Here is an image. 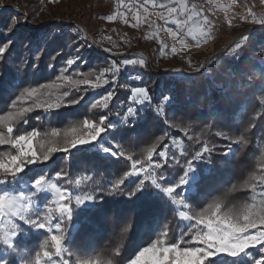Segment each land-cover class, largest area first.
Instances as JSON below:
<instances>
[{
  "label": "snow or ice",
  "instance_id": "1",
  "mask_svg": "<svg viewBox=\"0 0 264 264\" xmlns=\"http://www.w3.org/2000/svg\"><path fill=\"white\" fill-rule=\"evenodd\" d=\"M58 2L59 0H47L49 4ZM44 3L45 0H41V4ZM120 3L122 4L123 0H120ZM232 3H236V0H232ZM119 7L118 4L115 13L102 19L112 22L120 16L124 23H128L125 13L121 12ZM150 8L159 9V16L164 19L165 25L174 24L180 31L172 27L156 26L153 22L147 21V17L151 14ZM227 11L228 9H225L226 13ZM128 12L132 13V19L136 21L130 25L131 27L137 28L141 20H144L148 22L149 27L156 28V31L145 39L160 41L158 33L164 31L174 42L178 41L181 50L189 49L190 46L186 43L188 37H191V41L196 46H201L206 44L212 36L213 21L197 5H189L186 0H167L166 3L140 0L138 5L129 7ZM225 19L231 25V19L227 16ZM243 19L261 26L259 31L264 32V16L258 17L252 9H249L247 16ZM18 22L19 18L13 17L7 31L11 32ZM44 39H47V34ZM108 39L111 40V37ZM250 41V36H241L230 49L225 50L226 53H232L228 57L229 66L225 74L235 78L240 72V66L235 65L234 62L244 56V48ZM11 43L12 41L9 40L0 45V62L5 61V53L9 50ZM115 47L116 45L104 48V51L113 55H122L113 51ZM37 51H39V45H37ZM159 51L162 54H167L169 51L172 55L178 54L176 46L169 49L167 43L163 41H160ZM254 51H264V43ZM59 54L57 52L51 59L55 60ZM39 59L40 56L35 55V60L39 61ZM77 59L76 56L67 58L65 61L67 67H61L60 74L56 77V81H63L70 85L68 90L59 91L65 85L55 81L23 87L19 95H15V98L10 100L13 111L5 109L6 115L0 114V127L6 128V132L0 131V145H11L15 149V153L7 152L5 156L0 157V264H72L70 261L73 254L72 235L67 226L73 223L75 217V222L86 230L94 222V217L102 212L107 219L108 213L104 210L106 196L127 197L128 202L132 204L140 202L143 206V219L137 220L140 213L135 208L128 209L122 216L120 222L125 225L123 234L129 233L130 230L136 231L137 228H147L154 237L147 245H141L126 264H264V163H261L258 171L242 185L253 193L251 200L232 204L226 197L207 193L206 195L212 198L201 202L189 193L193 187L198 189L201 187L198 180L202 177L197 166L201 162L211 161L212 153L217 150L215 143L201 141L199 135L194 138L188 135L185 129L187 139L200 144L199 148L189 151L185 148L183 141L173 137L170 145L165 143L157 152V146L166 140V133L159 135L139 153L129 151L123 146L122 142H127L135 149L140 144L142 132L138 129L141 127L140 121L146 119L143 114L148 109L154 107L155 113L164 116V122L169 123L166 109H172L176 103L175 94L171 89L162 91L159 97H154L150 95L146 82L137 84L131 88L130 99L134 105L141 107L128 105L122 113H116L119 116L118 120L110 119L111 111L99 115L98 119L85 116L71 128L72 132H76L77 128L81 129L82 134L69 139L66 130L62 143L57 139L61 136L57 127H52L51 131L43 134L33 129L23 133L17 130V134L13 135V122L23 119L34 109H43L47 116L36 119H44L47 122L49 117L55 118L52 117L53 110L60 109L62 106L79 105L84 100V96L74 95L73 88L79 93L82 91L79 85H88L89 88L96 89L108 84L110 80L115 84L122 66L149 67L148 61L144 58H125L119 62L115 60L109 62L107 67L98 70V74L91 70L74 73L75 76H82L83 79H73V76L64 75L67 68L71 67ZM187 63L194 71L201 72V68L193 65L190 58ZM23 66V62H20L16 68V76L11 81H7L9 90L19 87L14 81L19 77ZM31 66L35 67L34 64ZM257 72L259 73L257 92L264 93V57L258 59L253 57L244 75L251 80ZM106 74H108L107 77ZM0 75L3 74L0 73ZM143 75L140 73L132 76L131 79L142 81ZM93 76H95L94 81L90 79ZM5 82L0 80V85ZM251 86V83L246 85V87ZM217 87L221 89L220 99L225 104L240 103L238 97L226 95L223 84ZM53 89L56 91H52ZM115 95L114 88L106 91L102 98L90 104V108L108 109L109 102ZM28 101L30 103H27ZM209 102L214 103L211 100ZM261 103L264 104V97ZM176 115V112L172 111L173 119ZM70 118L72 117L65 116L64 119L66 121ZM76 118L79 119V117ZM209 118L213 117L210 115ZM216 119L219 120V117ZM24 122L27 123L26 120ZM63 123L64 121H61V124ZM220 123L229 129L235 127V132L232 133L223 130L215 132V136L230 142L223 146V155L228 157L226 162L231 163L232 156L240 150L239 147L233 148L231 145L240 147L247 145L249 139L246 133L251 129L245 127L241 131L239 126H233L227 121L220 120ZM249 123L251 124V121ZM102 133H108V135L102 137ZM38 136L40 139L36 141L37 148L34 146V140ZM177 148L178 153L174 150ZM92 149H97L93 155L101 162L105 159H114L120 163L127 161L130 162V167L127 171H123L120 178L113 179L107 186L101 187L99 192L93 188L91 191L83 192L82 195H76L75 204H73L74 194L67 187L56 182L69 176L64 167L57 165L59 170L52 169L51 173L48 165L39 169L30 167L45 164L54 153H64L61 160L82 161L83 155L78 157L77 153L87 154ZM154 153L157 156L156 160H153ZM134 155L138 158H134ZM120 158H123V161ZM169 164L178 165L182 171L172 175L166 167ZM206 171L210 173L212 169H206ZM166 173H168L167 176ZM130 177L138 179L126 183ZM81 179H76L74 183L80 185ZM67 183L71 184L73 181L68 179ZM177 189L180 191L178 192ZM235 189L236 185L233 184L231 190ZM154 205L167 206L169 211L175 214L177 221L175 228L178 231L174 236H170L172 228L167 217L160 215L161 207H154ZM34 248L38 250H35L34 256L29 259L28 255ZM250 249H255L256 253H251ZM120 256L121 248L116 247L107 261L88 256L83 260L75 261L74 264H121V260L118 259Z\"/></svg>",
  "mask_w": 264,
  "mask_h": 264
},
{
  "label": "trees",
  "instance_id": "2",
  "mask_svg": "<svg viewBox=\"0 0 264 264\" xmlns=\"http://www.w3.org/2000/svg\"><path fill=\"white\" fill-rule=\"evenodd\" d=\"M11 18V16L7 15L0 17V45L9 40L12 41L9 50L5 53V61L0 62V73L3 74L0 75V80L6 81L5 84L0 85V114L5 115V109L13 111L10 106V100L15 98V95H19L23 87L38 86L42 83L55 81L65 85L59 91L68 90L70 85L65 84L63 81H56V77L60 74L61 67H65L66 59L71 57L81 46V42L72 28L69 31H65L58 24L56 26H58L59 33L47 36V39L43 41L38 38V30L26 33L21 21L17 23L16 29L7 32L6 30L12 21ZM262 43H264V33L256 36L252 48L258 49ZM37 45H39V51H37ZM57 52L60 54L56 56L55 60H52L51 57ZM261 53H264V51H255V55L250 56L249 50L245 48L244 56L234 62L235 65L240 66V72L237 73L235 78H232L230 74H225L229 66L228 58H223L218 61L217 65L210 67L208 75L200 73L182 80L172 79V77L166 78L163 83V91L171 89L176 97V103L172 109H166L169 123L166 124L164 122L165 117L155 114L150 108L143 114L146 119L140 121L141 127L138 129V131L142 132L140 144L135 149L130 147L127 142H122L123 146L129 151L139 153L150 143L154 142L159 135L166 133V140L157 146V150L167 143L169 137L172 136L183 138L185 148L190 151L197 148L200 144H195L182 135V131L187 129L188 134L194 138L199 135L201 141H208L210 144L215 143L217 145V150L212 153L211 161H208L210 164L208 169H212V172L204 173L202 166H197L202 177L201 180H198L201 187L199 189L195 187V192L191 196L196 197L201 202H206L212 198L207 196V193L226 197L227 201L232 204H240L246 200H251V190L242 187V185L249 180L253 173L258 171L260 164L264 163V104L261 103L264 93L257 92L259 73L257 72L255 76L251 77V80L244 73L248 70V65L251 63L252 58L261 57ZM37 54L40 56L39 61L35 60V55ZM87 58L88 61L85 62L84 57L75 66L67 69L64 75L73 76V79H83L82 76L77 77L74 73L76 71L85 72L90 70L97 72L100 68L107 65V57L102 55L98 49H95L94 52L87 51ZM20 62H23L24 66L21 68L19 77L14 81L15 85L19 87L9 90L7 81H11L16 76V68ZM32 64L35 67L31 66ZM93 78L94 76L90 77V79ZM154 81L155 78L148 84L151 95H154V91L151 89V83ZM249 83L252 86L246 87ZM219 84H223L227 96L238 97L240 103L238 105L225 104L220 99L221 89L217 87ZM116 86L118 88L117 94L113 99V103L109 106L112 113L111 117H114V114L118 112V104L121 102L126 103L130 94L128 90L119 87L122 86V83H117ZM80 89L82 91L79 93L75 92V88L72 89L74 95L79 96L82 94L84 96V100L79 105L62 106L60 109L53 110L52 117L55 118L49 117L47 122L44 119H36L37 117L43 118L47 116L44 110L34 109L27 113L23 119L13 122V135L17 134V130L23 133L33 129L43 134L51 131L52 127H57L60 133H63L78 124L80 119L85 116L98 119L99 110L91 109L90 105L85 103V96L88 92L87 90L84 91L85 88L80 87ZM52 91H56V89ZM209 100L214 103H210ZM27 103H30V101ZM172 111L177 114L174 119L172 118ZM210 115L213 118L210 119ZM65 116H71L72 118L65 121ZM76 117H79V119ZM216 117H219V120ZM25 120L27 123L24 122ZM220 120L227 121L233 126H239L241 131L245 127L251 129L246 133L249 139L247 145L243 147L235 144L231 145L233 148L239 147L240 149L232 156L231 163H227L228 157L223 155V146L228 145L230 142L215 136V132L223 130L232 133L235 132V127L229 129L221 124ZM61 121H64V123L61 124ZM249 121H251V124ZM172 124L177 126L172 127ZM0 131L6 132V128L0 127ZM39 139L40 137L38 136L37 141ZM35 146L38 148L37 143ZM7 152L15 153V149L11 145H0V157L5 156ZM95 152L96 150H92L87 154L77 153L78 157L83 155V160L78 162L61 160V157L65 154L59 153L47 162L51 163L49 172L51 173L52 169L59 170L57 165H60L68 171L69 176L67 178L89 173L91 178L77 189L78 192L91 191L93 188L99 192L100 188L107 186L111 180L120 178L123 171L128 170L130 164L127 161L120 163L114 159H105L101 162L93 155ZM59 155L61 156L58 157ZM134 158L138 157L134 155ZM120 160L123 161V158H120ZM53 161H56V163H53ZM166 167L172 175H175L177 171H182L175 164H169ZM165 175L167 176L168 173ZM67 178L58 180L57 183L63 185ZM131 180L135 179H129L126 183H130ZM233 184L236 185L235 190H231ZM104 199L106 201L104 210L108 213L107 219H105L102 212L94 217V222L86 230L75 222V217L73 223L67 226L68 229L71 225L76 226L71 233L73 254L70 257V261L72 264L88 256H95L98 259L107 261L111 258L116 247L121 248V256L118 259L121 260V264H126L127 260L133 257V254L141 245H147L154 238L147 228H137L136 231L130 230L129 233L123 234L125 225L121 224L120 221L128 209L135 208L140 213L137 220L143 219L144 209L140 202L132 204L128 202L127 197L122 196H106ZM161 205H154V207H161L160 215L161 217H167L172 228L170 236H174L176 231H178L175 228L177 223L175 214L170 212L167 206ZM35 250L38 249H32L31 254L28 255L29 259L34 256ZM249 251L253 254L256 253L255 249H250Z\"/></svg>",
  "mask_w": 264,
  "mask_h": 264
},
{
  "label": "rangeland",
  "instance_id": "3",
  "mask_svg": "<svg viewBox=\"0 0 264 264\" xmlns=\"http://www.w3.org/2000/svg\"><path fill=\"white\" fill-rule=\"evenodd\" d=\"M156 2L166 3L167 0H156ZM186 2L189 5H197V7L213 21L214 26L212 27V36L206 44L196 46L195 43L191 41V37H188L186 43H188L190 47L185 50L180 49V46L177 43L178 41L174 42L166 32L160 31L158 33L160 41L166 43L167 40L171 41L170 48L172 46L178 48V54L176 55H172L170 51L167 52V54H162L159 51L160 41L156 39H145L146 36H149L152 32L156 31L155 27H149L148 22L141 20L137 28L130 26L131 24L136 23V21L132 19V13L128 12V8L134 4L138 5L140 0H123L122 4L120 3V0H59V2L55 4H49L47 3V0H45L43 5L41 4V0H0V17L3 15L11 16L12 18L20 17L19 21H21L25 32L27 33L28 31L38 30V38L41 41L44 40L46 34L47 36H51L52 34L59 33L56 24L63 27L65 31H69L70 28H72L80 40L81 46L78 48L79 51H76L72 55L78 57V59L71 67L75 66L76 63L84 59V57L85 62L88 61L87 51L94 52L95 49H98L102 55L107 57L106 67L108 66V63L113 60L119 62L125 58L146 59L149 64V67L147 68H141L138 65L122 66L115 84L110 80L108 84L102 85L96 89H91L88 85H79L80 87L87 89L88 93L85 96V103L90 105L97 99L102 98L108 90L114 88L117 94L118 88L116 85L117 83H122V86L119 87L128 90L130 93L126 103L121 102L118 104L119 109L116 113H122L130 104L138 108L141 107L140 105H134L133 101L130 99L131 88L133 86L144 82H146L148 86L151 80L155 78V81L151 83V89L154 91V96L159 97L163 91V83L166 78L172 77V79L182 80L199 75L200 73L208 75L210 67L217 65L219 60L228 58L232 55L231 52L226 53L225 50L230 49L241 36L251 37V41L247 43L245 48L249 50L250 56L255 55V49L252 48L254 45L253 41L258 34L264 32L259 31L261 26L246 22L243 18L247 16L249 9H252L258 17L264 16V0H236V3L234 4L232 3V0H214V2L213 0H186ZM118 4L120 5L119 10L125 13L128 23H124L120 16H117L116 20L112 22L102 19V17L115 13ZM225 9H228L227 13L225 12ZM149 11L151 14L147 17V21L153 22L156 26L172 27L174 30H177L174 24L169 23L165 25L164 19L159 16V9L150 8ZM226 16L228 19H231V25H229L227 19H225ZM24 17H27V19H24ZM10 26L11 23L8 28ZM16 26L18 25L16 24L13 30L16 29ZM108 37H111V40H109ZM113 45H116V47L113 48V51L116 53H122V55H113L112 53L104 51V48L112 47ZM261 57H264V53H261ZM189 58L193 65L201 68V72H196L193 68L189 67L187 63ZM65 67H67L66 64ZM71 67H68L67 69ZM140 73L144 74L142 81H134L131 79L132 76ZM107 75L108 74H106V77ZM91 80L94 81L95 76ZM112 103L113 100L109 102V106ZM151 109L155 113L154 107ZM97 110H99L101 115V113H108L110 108H97ZM116 113L114 114V117H111L110 115L111 120L119 119V116L116 115ZM71 128L67 129V136L69 139L82 134L81 129L77 128L76 132H72ZM64 134L65 132L61 133V136L57 138L61 143L63 142ZM107 135L108 133H102V137H106ZM182 135L187 139L185 131H182ZM37 138L38 137L34 140V146L36 145ZM171 138L173 137H169L167 142L169 145ZM175 138L185 143L183 138ZM199 147L200 145L197 148ZM92 150L97 151V149ZM159 150L160 149H158L157 152ZM172 150L173 149L170 146V151ZM174 150L177 151V153L179 152L178 148ZM58 154L59 153H54L53 156ZM60 156L61 155L58 157ZM156 159L157 156L154 153L153 160ZM47 162H45V164H36L30 167L39 169L45 167V165L50 166L51 163ZM198 165H201L204 170L203 172L207 173L206 169H208L210 165L208 161L201 162ZM197 170L200 172L198 167ZM29 175L32 174L29 173ZM78 178H82L80 185L74 183ZM90 178L91 174L85 173L66 179L63 186L67 187L74 194L73 204H75V196L83 194L79 193L77 189ZM68 179H71L73 183H67ZM129 179L138 178L130 177ZM177 191L179 192L180 189H177ZM194 192L195 187L191 189L189 195ZM251 194L253 195V193ZM75 228V225H71L68 230L72 233ZM54 259L58 258L54 257Z\"/></svg>",
  "mask_w": 264,
  "mask_h": 264
},
{
  "label": "built area",
  "instance_id": "4",
  "mask_svg": "<svg viewBox=\"0 0 264 264\" xmlns=\"http://www.w3.org/2000/svg\"><path fill=\"white\" fill-rule=\"evenodd\" d=\"M167 45H168V46H169V48H170L171 41L167 40Z\"/></svg>",
  "mask_w": 264,
  "mask_h": 264
},
{
  "label": "crops",
  "instance_id": "5",
  "mask_svg": "<svg viewBox=\"0 0 264 264\" xmlns=\"http://www.w3.org/2000/svg\"><path fill=\"white\" fill-rule=\"evenodd\" d=\"M178 43V42H177Z\"/></svg>",
  "mask_w": 264,
  "mask_h": 264
}]
</instances>
